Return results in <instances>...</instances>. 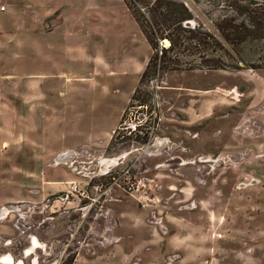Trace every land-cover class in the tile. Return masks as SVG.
Instances as JSON below:
<instances>
[{
	"label": "rangeland",
	"instance_id": "1",
	"mask_svg": "<svg viewBox=\"0 0 264 264\" xmlns=\"http://www.w3.org/2000/svg\"><path fill=\"white\" fill-rule=\"evenodd\" d=\"M129 1L0 0V257L264 264V68L170 70L140 105Z\"/></svg>",
	"mask_w": 264,
	"mask_h": 264
},
{
	"label": "trees",
	"instance_id": "2",
	"mask_svg": "<svg viewBox=\"0 0 264 264\" xmlns=\"http://www.w3.org/2000/svg\"><path fill=\"white\" fill-rule=\"evenodd\" d=\"M207 4L205 13L219 35L201 20L195 26L186 22L195 14L184 0L128 2L153 48L132 95L140 105L152 103L151 90L140 91L141 87L170 70L264 68V0H209Z\"/></svg>",
	"mask_w": 264,
	"mask_h": 264
},
{
	"label": "bare ground",
	"instance_id": "3",
	"mask_svg": "<svg viewBox=\"0 0 264 264\" xmlns=\"http://www.w3.org/2000/svg\"><path fill=\"white\" fill-rule=\"evenodd\" d=\"M37 247H39V245H37V243H34V245L29 249V252H32L31 250L36 249ZM0 259L3 260V261L1 260L0 261L5 264H9V263L12 264L14 262V258L10 254L1 256ZM33 264H39V261L37 258L33 259Z\"/></svg>",
	"mask_w": 264,
	"mask_h": 264
},
{
	"label": "crops",
	"instance_id": "4",
	"mask_svg": "<svg viewBox=\"0 0 264 264\" xmlns=\"http://www.w3.org/2000/svg\"><path fill=\"white\" fill-rule=\"evenodd\" d=\"M52 47V50H54L55 48H56V45H52L51 46ZM45 55V54H44ZM41 56V55H40ZM43 56V55H42ZM54 69H55V67H53ZM58 68H59V66H58ZM62 71V69H59V71H58V69H56V72H61ZM67 75V74H66Z\"/></svg>",
	"mask_w": 264,
	"mask_h": 264
},
{
	"label": "built area",
	"instance_id": "5",
	"mask_svg": "<svg viewBox=\"0 0 264 264\" xmlns=\"http://www.w3.org/2000/svg\"><path fill=\"white\" fill-rule=\"evenodd\" d=\"M6 9V5L5 4H0V11H3ZM136 129V128H135Z\"/></svg>",
	"mask_w": 264,
	"mask_h": 264
},
{
	"label": "water",
	"instance_id": "6",
	"mask_svg": "<svg viewBox=\"0 0 264 264\" xmlns=\"http://www.w3.org/2000/svg\"><path fill=\"white\" fill-rule=\"evenodd\" d=\"M187 22H190L191 24H195V19H190V20H187ZM65 196H67V194H65ZM3 264H5V263H3Z\"/></svg>",
	"mask_w": 264,
	"mask_h": 264
},
{
	"label": "flooded vegetation",
	"instance_id": "7",
	"mask_svg": "<svg viewBox=\"0 0 264 264\" xmlns=\"http://www.w3.org/2000/svg\"><path fill=\"white\" fill-rule=\"evenodd\" d=\"M28 252H29V250H28ZM30 253H31V252H29V254H30ZM22 263L25 264L23 260H22ZM30 264H33V260L31 261Z\"/></svg>",
	"mask_w": 264,
	"mask_h": 264
}]
</instances>
